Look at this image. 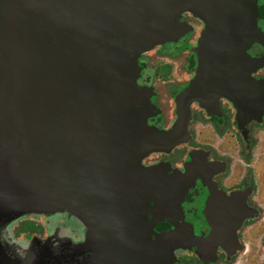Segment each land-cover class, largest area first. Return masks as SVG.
I'll list each match as a JSON object with an SVG mask.
<instances>
[{
  "label": "water",
  "instance_id": "obj_1",
  "mask_svg": "<svg viewBox=\"0 0 264 264\" xmlns=\"http://www.w3.org/2000/svg\"><path fill=\"white\" fill-rule=\"evenodd\" d=\"M184 11L207 27L178 123L165 131L147 123L153 105L137 84L138 59L189 30ZM256 16V0H0V214L67 210L87 228L93 264L112 263L121 247L143 256L165 245L169 233L155 243L122 233L138 223L141 201L167 191L141 159L181 141L173 138L186 132L207 73L249 57L253 42L264 47ZM249 61L264 65V52Z\"/></svg>",
  "mask_w": 264,
  "mask_h": 264
},
{
  "label": "flooded vegetation",
  "instance_id": "obj_2",
  "mask_svg": "<svg viewBox=\"0 0 264 264\" xmlns=\"http://www.w3.org/2000/svg\"><path fill=\"white\" fill-rule=\"evenodd\" d=\"M256 7V24L264 32V0H256ZM179 20L189 25L188 31L138 59L137 84L149 87L153 105L147 123L165 131L178 123V96L194 79L196 49L207 27L190 11H184ZM205 50L202 56H206ZM183 52L187 54L181 68L173 69L172 61ZM246 52L249 57H258L264 47L253 42ZM154 53L171 60L150 71V55ZM249 57L235 60L228 70L226 66L217 70L214 78L207 73L201 80V100L194 99L188 105L187 133L181 128L179 136L173 138L181 141L171 148L152 150L141 159L143 167L158 168L167 181L161 189L167 191L141 201L138 223L123 224L122 233L154 243L158 235L169 233L166 244L144 247L143 256L136 248L121 247L120 257L112 263L109 256L104 257L102 264H264V171L254 165L258 160L264 166V65L251 66ZM157 76L164 79L160 82L163 92ZM73 216V227L69 226L71 231L64 236L47 243L37 240V252L43 253L36 256L49 258L54 264H93L96 253L87 228ZM26 228L36 231L29 223ZM15 233L19 239V231ZM22 233L29 238L31 232ZM31 244L22 246L19 253ZM15 251L8 241L0 239V264H28Z\"/></svg>",
  "mask_w": 264,
  "mask_h": 264
},
{
  "label": "rangeland",
  "instance_id": "obj_3",
  "mask_svg": "<svg viewBox=\"0 0 264 264\" xmlns=\"http://www.w3.org/2000/svg\"><path fill=\"white\" fill-rule=\"evenodd\" d=\"M174 44L175 43L171 45H174ZM169 46L166 45L167 48H170ZM156 48L158 49L160 47L156 46ZM186 54H187L186 52H183L182 54H179L178 58L174 60L172 59L173 61L171 63V67L173 69L181 68V63L184 61V56ZM150 56H151L150 61H149L150 71H154L156 67L159 68L160 65L166 62V59L167 60L170 59V57H167V58L163 57V55L159 53H154ZM163 80L164 79L160 78L159 76H157L156 78L157 85L160 88L161 92L164 91L163 87L160 84V82ZM262 161H264V159H262ZM254 165L256 166V169H259L260 167L264 171V166L263 164L261 166L260 161L256 160L254 162ZM241 167H243V165H241ZM256 174L259 175L257 171H256ZM43 214H45L46 219L43 217ZM43 214L35 213V212H28V213H23L17 218L15 217L16 215L4 216L3 214H0V239H2L3 241H8L18 253L21 250L22 246L25 247L26 244L27 246H29L30 242L34 243V244H31L30 248H24L22 249L23 252L19 253L20 260L23 263L27 262L28 264H50V262L52 261V264H54L55 262L53 260L50 261L49 258L45 257L41 259L39 256H36V254H38L39 252L40 254L43 253L41 251L37 252L38 251L37 240H41L43 243L50 242L52 238L57 239V237L64 236L67 233V231L70 230L69 226L71 228L73 227V222H71L70 219L74 218V216L67 211L44 212ZM64 216H66L67 219H64L63 218ZM28 223L31 226H33L34 229H36L34 233L31 230L26 228V225ZM23 230L28 233L31 232L29 234L30 239L25 238L24 236L25 234L22 233L24 232ZM17 231H19L18 234H20L19 239L18 238L15 239L13 235V234H16L15 232ZM12 237L14 238V242L12 241L13 240ZM56 249L57 248H55L54 250Z\"/></svg>",
  "mask_w": 264,
  "mask_h": 264
}]
</instances>
